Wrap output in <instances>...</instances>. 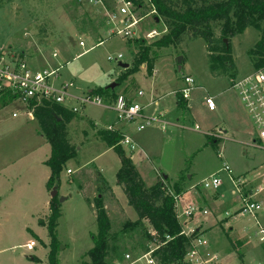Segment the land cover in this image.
<instances>
[{"label": "rangeland", "instance_id": "rangeland-1", "mask_svg": "<svg viewBox=\"0 0 264 264\" xmlns=\"http://www.w3.org/2000/svg\"><path fill=\"white\" fill-rule=\"evenodd\" d=\"M161 28V22L155 24L146 19L138 29L143 34L150 30L160 32ZM164 34L142 40L151 44ZM258 40L259 33L252 28L230 39L235 80L254 73L248 51ZM99 42L101 44L97 45ZM134 49L133 45L126 47L125 38L110 36L102 10L89 6L85 0H0V55L8 59V55L14 54L36 69L58 68L51 84L55 88L71 84L65 104L79 108L78 113L72 112L70 123L73 126L67 127V138L76 156L66 163L60 174L56 198L61 213L56 227L58 264L90 262L87 252L93 247L92 238L97 231L93 201L99 194L94 189L95 168L102 169L110 186L115 184L119 169L117 155L113 150H106L99 137L106 124L116 122L110 107L114 98H101L103 106L84 104L81 109L79 99L90 90L105 88L111 83L114 84L111 90L114 97L129 95L131 77L119 83L125 70L118 64L130 65ZM118 55L122 56L121 60L108 61V57ZM178 58L180 64H177ZM151 73L148 75L142 66L133 74L132 78L139 85L137 92H142L135 101L143 107V118H150L156 112L164 117L139 131L140 148L154 166L158 167L160 162L171 170H181L182 178L187 172L192 174L189 186L199 198L223 197L214 204L220 208L215 212L209 209V214L203 217L204 220L216 217L218 222H228L226 232L228 226L231 227L229 236L237 239H233L234 247L228 251V240L222 237L226 233H219L217 239H221L213 248L219 262L263 264L264 243L260 240V230L264 232V211L238 213L243 203L253 199L264 204V142L261 145L247 142L245 134L250 135L251 140L258 137V132L250 123L237 92L231 88L227 76L210 74L205 44L200 39L185 40L178 46L159 50ZM185 76L193 80L187 100L190 106L179 123L181 126L169 131L168 121L173 122L175 115L168 110H173L174 92L183 87ZM207 98L212 100V110L205 104ZM27 112L25 105L19 102L0 108V264H48L49 238L39 221H46L48 211L44 203L52 191L45 188V176L49 171L43 164L50 147L36 122L27 119ZM234 112L239 115L242 135L236 132L239 123L236 125L232 119ZM163 122L164 129L161 128ZM211 129L227 130L228 134L222 136L224 140L209 144L205 136ZM165 142L168 143L166 149ZM121 147L128 155L129 149ZM137 152L138 148L134 155ZM218 152L221 159L217 157ZM223 162L230 168L233 178L249 187L252 198V192L244 189L240 190L238 201L231 196L232 190L234 196L237 192L232 188L230 191L227 174L221 170ZM67 169L73 173L68 175ZM211 177L222 183L216 190L202 186L203 179ZM178 188L180 192L184 190L182 184ZM116 194L123 198L122 193ZM61 198L66 200L60 203ZM102 199L110 222L106 264H139L134 263V259L153 246L140 238L135 231L137 228H128L127 223L136 220L135 213L129 208L132 218L129 213L127 216L108 192L103 193ZM187 219L179 217L182 227L186 226ZM214 241L209 239L208 244ZM29 242H34L35 246L31 251L26 249ZM126 255L130 259H125Z\"/></svg>", "mask_w": 264, "mask_h": 264}, {"label": "trees", "instance_id": "trees-1", "mask_svg": "<svg viewBox=\"0 0 264 264\" xmlns=\"http://www.w3.org/2000/svg\"><path fill=\"white\" fill-rule=\"evenodd\" d=\"M151 3L156 18L162 23L166 33L151 44L142 39L126 40V47L133 45L135 49L131 64L119 78V83L132 77L141 66H144L146 73L150 75L159 50L178 46L185 40L197 39L205 44L210 74L225 75L232 79L235 77V66L231 56L230 39L247 28L259 33V40L248 51L252 68L255 72L264 70V0H151ZM223 40H226V43ZM131 87L135 89L133 84ZM87 95L114 100L116 98L107 87L90 90ZM175 98L176 108L184 110L186 102L179 92L175 93ZM0 101V108L11 103L6 98ZM31 106L33 120L50 147L49 157L44 163L49 171L45 188L48 192L53 189L58 191L61 172L66 163L74 160L76 156V150L67 138V125L73 113L63 106L45 100L31 102ZM99 137L108 149L114 151L119 160L116 182L127 205L136 216L134 222L127 223L128 228H137L135 231L142 240L155 245L151 256L156 264H186L184 258L190 240L180 235L182 224L175 213L173 196L180 194L178 186L170 188L166 185V179L158 177L151 187L146 188L133 162L125 155L120 145L122 133L105 129L99 132ZM206 140L209 144L214 143L210 136L206 137ZM96 175L99 194L93 201V208L97 231L92 238L93 247L87 252V257L90 261L88 264H106L110 222L103 207L102 195L110 190L100 174L97 172ZM56 198L57 196L49 201L46 221H39V224L46 228L49 238L48 264H58L56 227L61 213ZM150 231L155 232V238L149 234ZM148 251L149 248H146L144 253Z\"/></svg>", "mask_w": 264, "mask_h": 264}, {"label": "built area", "instance_id": "built-area-1", "mask_svg": "<svg viewBox=\"0 0 264 264\" xmlns=\"http://www.w3.org/2000/svg\"><path fill=\"white\" fill-rule=\"evenodd\" d=\"M85 2L92 7L99 8L103 12V18L105 24L108 27V34L121 36L126 40L129 39H153L158 37L161 33H166V29L162 26L161 31L150 30L145 33H141L139 25L146 19H149L152 23L158 24L154 21L156 18L155 9L151 3V0H85ZM147 6V7H146ZM148 8V10H146ZM99 42L97 45H100ZM82 47L83 44L79 43ZM52 57L55 58L56 54L53 53ZM122 59L121 55L115 58L108 57V61H119ZM58 74V68L55 69H36L30 65L21 57H15L14 54L8 55V59L0 55V99L6 98L11 102H19L25 105L27 108V119L33 120V107L31 102H40L41 100L50 101L60 106H63L73 113H78L79 108L69 107L65 104V98H67V90L71 87V84L63 85L59 88H55L51 84V78H56ZM185 87H183L179 93L184 100L188 99V92L193 85L192 78L185 76L183 78ZM231 88L234 89L240 101L245 109L247 116L252 122L254 128L258 132V140L264 142V70L257 71L242 79L234 80L231 83ZM142 92L135 93V97H141ZM80 109L84 104H92L95 106H103L102 100L99 97L88 96L87 94L79 99ZM205 104L209 110L214 108L212 100L207 98ZM30 105V107H29ZM115 113V119L120 124H131L137 119H141V112L143 107L140 106L134 98H129L126 95H117L112 108ZM163 117L162 113H155L150 118H144L142 124L137 126V131H141L144 127L154 122H159ZM163 128V127H161ZM197 129V127H196ZM106 130H116L113 126H108ZM121 146H126L129 151H133L136 145L126 136L122 137L120 141ZM223 172H225L236 190L239 197L241 196V185L239 179H235L231 176V170L226 165H222ZM67 174L70 170L66 171ZM264 178V177H263ZM221 181L218 178L211 177L205 179L202 182L204 189L216 190L221 186ZM170 195L172 193L170 192ZM175 200V213L177 196H173ZM258 211H264V205L257 202H245L241 207L238 215L241 213L253 214ZM197 212L194 207H188L180 214L176 213L177 218L184 216L186 218L192 217ZM205 214V212H203ZM155 238L154 231L149 233ZM261 241L264 243V232L260 230ZM181 236H184L190 240L189 248L186 252L184 262L186 264H212L215 263L216 258L209 257L208 253H204L207 250V241L203 236L199 235L195 228H189L187 226L182 227ZM155 243L156 241L153 240ZM153 249H149L148 252L137 256L134 259V263L139 264H156L154 258L151 256L155 245L151 244ZM34 242L26 244L28 251L33 250ZM125 259H130L129 256H125ZM132 262V263H133ZM260 264V263H257ZM264 264V263H263Z\"/></svg>", "mask_w": 264, "mask_h": 264}, {"label": "crops", "instance_id": "crops-1", "mask_svg": "<svg viewBox=\"0 0 264 264\" xmlns=\"http://www.w3.org/2000/svg\"><path fill=\"white\" fill-rule=\"evenodd\" d=\"M236 74H237V71H236ZM244 77H246V76H244ZM244 77H242V78H244ZM228 80H229L230 86H231V83H232L233 80H235V77H233L232 79H229L228 78ZM182 81H183V79H182ZM132 84L135 87V89H133L131 87ZM128 86L131 87V92H129L130 94L129 95H126V96L129 97V98H134V100H135V98H137V97H135V93L139 89V85L131 77ZM183 87H185L184 82H183ZM124 88H126V86ZM182 88H180L179 90H176L174 92V99H175L174 100V108H173V110H171V109L168 110V113H171L172 112L175 115L174 116V120H172L173 122L168 121L169 131H171L170 129L179 128L181 126V125H179V123H180L181 120H183L184 115L187 112V110H186L187 107L190 106V103L187 102V100H188L187 99V100H185L186 107H185L184 110H178L176 108L175 93L176 92H179ZM179 95H180V93H179ZM110 107L112 108V106H110ZM111 111H112V113L115 116V113L113 112L112 109H111ZM156 113H158V112H156ZM162 115L164 117V114H162ZM237 116H238V118H237ZM163 117H162V119H163ZM232 119H233V121L235 122L236 125L239 123V126L237 125L238 130L237 131L235 130V131L241 134V132L243 131V130H240L239 129L240 126H241V121H240L239 115L236 112L232 113ZM248 119H249V117H248ZM89 121H90V123L93 126L98 127L94 122H92L91 120H89ZM143 121H144V118L143 117L141 119H137L136 121H134L131 124H117L116 122L114 123L113 121H110L108 124H106L107 126L104 127V130L108 126H113L116 130L120 131L123 136L128 137L136 145L135 150L138 148L137 154L134 155V151L135 150H133V151H129V154L128 155H126V154L125 155L128 156L131 159V161L133 162V164L135 166V169L138 172L139 176L141 177L142 182H143V184H144V186L146 188L151 187L155 183V181H156V179L158 177H162L163 179H166L167 180L166 185L168 187H170V188L173 187V186L180 187V185L182 184L184 190L180 192V194H179L180 196L179 195L177 196L178 199H177V202H176V213L177 214H178V212L181 213L183 210L187 209L188 207H194V208L197 209V212L192 217H190V218H188L186 220L185 225L187 227H189V228H195L196 231L199 233V235H201V236L204 237V239L207 241V246H208L207 247V250H204V253H208L210 257L211 256L215 257L216 258L215 264H223V263L226 264V261L225 260L224 261L221 260V262H219L218 257H217V253L213 250V248H214V246H217V243H219V240L221 239V238L220 239H217L219 237V235H220L219 233L224 231L226 234L222 235V237L227 238V240H228V251H230V250L232 251V249L234 247V244H235L233 239H236V238L229 236V234H230L229 231L232 230L231 227L228 226V232H226L225 229L227 228L228 222H226V221H224V222H218L217 219H216V217H212V218L210 217L208 220H204L203 219L204 216L206 217L209 214V211H208L209 209L211 211L215 212V211H217L220 208V206H219V208H218V206L215 207L214 204L215 203L217 204V202H219V198L222 199L223 197L222 196H219V198H217V197L211 198V197H209L207 195V198L206 199H204L202 197L199 198L200 195L198 193H196V192H193L192 189H191V186H189V184H190L189 182L191 181L192 174H189L187 172L186 175L184 176V178H182L180 176L181 170H176V171L175 170H171L168 167H166L163 163H160V162H158L159 163L158 164V167L157 166H154L153 165V162L147 157L146 152L143 149L140 148V142H139V138L137 136V134H139L140 132L137 131L136 128H137V126H139L140 124H142ZM250 123H252V122L250 121ZM162 124H163V126H161V127H163L162 129H164V124L165 123L163 122ZM70 125L73 126V123H70L69 125H67V127L70 126ZM116 125H118V126H116ZM196 127L197 126H195L194 129L195 130H198V127H197V129H196ZM172 134H173V132L170 133L169 138L171 137ZM227 134H228L227 133V130L226 131H223V129H219V130L211 129L210 130V133L208 135H206L205 137L210 136L211 138L214 139V143L216 144L220 140H224V138H222V136H226ZM245 138L248 139L247 142H251V143L256 144V145H261V142L258 140V137L251 138V140H250V135L245 134ZM167 145H168V143L165 142V144H164L165 149H166ZM103 146L106 148V150H111V149H108L104 145V143H103ZM167 152L169 153V151H167ZM195 152L197 154L198 151H195ZM220 154H221L220 152H218V154H217V157L219 159L222 158ZM162 159H164V158H162ZM223 164H226V163L223 162L222 165ZM95 169H96V172H98L100 174V176L103 178V180L106 182V185H107V187L110 190L109 195L114 199L115 202H117V204L121 207V209L124 211V213H126V214L129 213V217L132 218V215L130 214V210H129L130 207L127 205V202H126V199H125L124 195H122V196L125 199V201L123 200L122 197L121 198H118L117 197V194H116L117 192L122 193V190L117 185V182H115V184L113 186H110L107 183V181L105 180V178L103 177L102 169L101 168H99V169L98 168H95ZM221 169H222V166H221ZM67 170H70V169H67ZM72 173L73 172L70 171V173L68 175H71ZM48 176H49V172H48L47 176H45L46 177V181L48 179ZM227 179H228V182L230 184L229 185V188H230V191H231L232 189H234V187L231 184L228 176H227ZM236 179H238V178H236ZM46 181H45V183H46ZM241 185L245 186V188L244 187L243 188L241 187L240 188L241 190L244 189V191L245 190L246 191H251L249 189V187H247L243 183H241ZM94 189H95V192H96L97 191V185H94ZM117 190H119V191H117ZM230 193H231V196L234 197L238 201L239 195L236 193V195L234 196V190H232ZM252 197H253V192L251 193V198ZM49 201H50V197L44 203V204H46L47 211H48ZM237 201H236V203H237ZM252 201L253 202H257L254 199ZM105 203H106V200H105ZM257 203L263 204L262 201H260V202L258 201ZM203 212H205V214H203ZM127 216H128V214H127ZM217 223H219V225H217ZM209 239L210 240H213V241L215 240L213 242L214 245L213 244H210V243L208 244Z\"/></svg>", "mask_w": 264, "mask_h": 264}, {"label": "water", "instance_id": "water-1", "mask_svg": "<svg viewBox=\"0 0 264 264\" xmlns=\"http://www.w3.org/2000/svg\"><path fill=\"white\" fill-rule=\"evenodd\" d=\"M154 21L156 23H158L159 20H158V18H155ZM223 41H224V43H226V40H223ZM180 63H181V59L178 58L177 59V64H180ZM118 66H119V68H121L123 70H126L129 67L128 64H123V63H119ZM107 88L110 89V90H112L114 88V84L111 83ZM57 194H58V191L56 189H53L51 191V194H50V199L55 198L57 196ZM65 199L66 198H61L59 202L62 203Z\"/></svg>", "mask_w": 264, "mask_h": 264}]
</instances>
